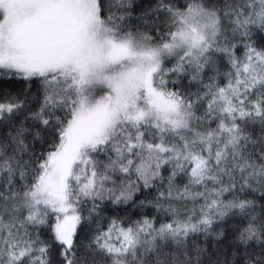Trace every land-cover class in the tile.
I'll list each match as a JSON object with an SVG mask.
<instances>
[{
	"label": "snow or ice",
	"instance_id": "obj_1",
	"mask_svg": "<svg viewBox=\"0 0 264 264\" xmlns=\"http://www.w3.org/2000/svg\"><path fill=\"white\" fill-rule=\"evenodd\" d=\"M0 264H264V0H0Z\"/></svg>",
	"mask_w": 264,
	"mask_h": 264
}]
</instances>
